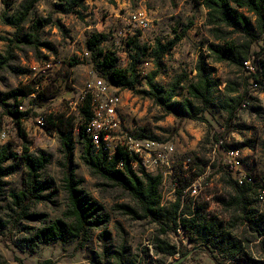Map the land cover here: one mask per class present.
<instances>
[{
  "label": "rangeland",
  "instance_id": "obj_1",
  "mask_svg": "<svg viewBox=\"0 0 264 264\" xmlns=\"http://www.w3.org/2000/svg\"><path fill=\"white\" fill-rule=\"evenodd\" d=\"M12 1L16 8L23 0ZM60 2L64 0H39L36 8L39 16L52 18L42 31L56 52L43 48L47 59H36L33 52H18L19 65L28 71L17 77L2 74L0 98H5L7 92L18 86H29L33 90L22 100L23 109L20 110L25 112L22 123L30 141V153L36 155L44 150L52 155L45 174L46 184L51 188L45 193L54 191L50 199L34 203V209L47 213L50 223L60 218L66 208L61 167L64 153L55 127L60 120L71 121L75 130V174L83 179L84 190L104 206L109 221L103 229H94L90 241L81 247L78 240L39 244L35 250L21 247L19 243L26 237L24 226H40L38 222H16L8 209L11 200L8 194L23 188L21 168L5 178L7 194L0 197V218L8 222L0 230V264H39L48 259L53 264H170L178 260V264H217L197 241L189 240L179 229L162 237L176 244L181 253L174 256L158 254L153 240L159 234L160 226L150 218H134L117 209L116 204L134 205L135 202L121 188L107 185L100 177L91 175L81 160L84 141L79 136L78 127L84 120L81 107L75 110L70 102L80 104L86 84L106 78L99 62L94 59V51L87 45L94 34L107 36L99 48L115 54L123 68L129 66L130 53H133L129 43L131 38L136 36L141 45L150 47L138 64L136 90L121 89L122 115L127 127L135 133L170 141L175 146V171L180 182L176 184L174 178L168 176L161 184L163 204L168 205L180 197L187 189V181L194 176H202L199 179L201 191L196 197L187 192L183 205L194 208L198 204H207L208 216L216 215L234 224L232 232L248 243L246 252L254 260L253 264H264V232L259 236L242 220L241 210L226 209L217 200L218 196H227L231 192L229 177L245 174L253 178L249 187L250 207L257 211L256 215H264V201L258 198L260 192L264 194V83H256L251 77L258 62H254L252 57V68H248L245 63L237 65L230 61H215L209 44L216 41L208 25V12L203 0H86L70 13L59 11L57 4ZM5 9L3 0H0V52L6 50L8 41L5 39L12 37L15 31L1 21ZM133 14H143L149 21V27L141 29L135 26ZM183 33L175 47L156 62L151 52L157 43L165 44ZM261 48V44L255 42L251 54ZM87 50L89 56L84 53ZM202 56L212 76L219 80L213 102L204 112L205 121L180 120L174 114L163 112L151 98L139 92L148 89L146 76L157 70L155 81L166 88L181 81L176 98L182 100L188 96L187 88L195 80ZM42 61L53 63L48 78L34 69L35 64ZM10 103L13 101L0 103V144L11 145L21 155L23 141L7 111ZM231 110H234L233 114ZM41 115L46 119L44 125L38 122ZM49 116H52L51 121ZM236 150L239 151V163L236 165L238 169L234 170L229 151ZM187 158L191 164L186 170L184 161ZM104 230L110 233V237L101 235ZM122 245L126 250L120 255ZM219 260L230 264L221 258Z\"/></svg>",
  "mask_w": 264,
  "mask_h": 264
},
{
  "label": "trees",
  "instance_id": "obj_2",
  "mask_svg": "<svg viewBox=\"0 0 264 264\" xmlns=\"http://www.w3.org/2000/svg\"><path fill=\"white\" fill-rule=\"evenodd\" d=\"M85 1L64 0L63 3L57 4V8L63 13H70L81 7ZM3 2L6 9L1 14V21L13 27L15 31L12 37L5 39L8 41L6 50L0 52V78L4 73L17 77L28 71L19 65L18 52H33L36 59H47L42 52L43 48L56 52L52 43L45 39L42 31L52 22V18L42 17L36 13L39 0H23L16 8L12 0H3ZM203 5L207 9L208 25L216 41L209 44V51L214 55L215 61H230L243 65L245 61L254 57L253 61L258 64L256 72L251 77L256 83H264V43L259 52L251 54L252 45L257 41L260 42L264 35V0H203ZM183 35L184 33L165 44L158 42L151 52L156 62L169 53ZM106 38L105 34H94L87 41L88 48L94 51L95 61L99 62L106 80L118 87L135 91L139 78L138 64L150 47L141 45L136 36L131 38L129 43L133 53H130L129 66L123 68L119 66V59L115 54L99 48L100 43ZM196 71L195 80L187 88L188 96L182 100L176 98L181 81L178 80L166 88L155 81L157 70L146 76L148 89L139 92L151 98L163 112L174 114L180 120L205 121L204 112L213 102L214 89L219 85V80L212 76L203 56L198 62ZM32 92L29 86H18L7 92L5 98H0V103L13 101L7 111L17 125L18 135L23 141L21 155L11 145L0 144V197L7 194L5 178L23 168V188L8 194L11 198L8 209L15 216L16 222H38L40 226H24L26 237L21 239L20 246L35 250L39 244L78 240L81 247L90 241L94 229H103L109 221V215L105 212L104 206L84 190L83 179H79L75 174L74 124L63 120H60L55 128L64 153L61 167L62 187L67 199L66 208L60 218L50 223L47 213L34 209V203L50 199L54 191L49 190V193H45L51 188L46 184L45 174L52 162V155L44 150L36 155L30 153V141L22 123L25 112L20 110L19 106L22 105L23 98L30 96ZM230 113L233 114L234 110ZM81 115L84 120L78 127L79 136L84 141L81 160L91 175L100 177L107 185L121 188L135 202L134 205L116 204L117 209L134 218H150L160 226L159 234L153 240L154 249L158 254L174 256L181 253L176 244L162 237L169 231L176 232L179 229L186 233L189 240L197 241L217 264H223L219 258L230 264L254 263L246 252L248 243L232 232L234 224L216 215L208 216L210 212L207 211V204H198L194 208L191 205H183L180 195L175 201L164 205L160 192L162 184L160 175L134 171L127 154H116L109 159L107 152L94 149L85 131V124L92 117L90 95L86 97L81 107ZM48 120L51 121L52 116H49ZM138 135L145 136L140 133ZM121 158L124 163L123 169L117 167ZM228 183L231 192L227 196H218V202L226 209L241 210L242 220L254 228L259 236L262 235L264 215H256L257 211L250 207L252 197L249 187L252 183L239 185L232 177H229ZM7 223L0 218V230ZM101 235L110 237L107 230ZM120 248L122 250L119 253L123 255L126 250L125 245ZM39 264H53V261L48 259Z\"/></svg>",
  "mask_w": 264,
  "mask_h": 264
},
{
  "label": "built area",
  "instance_id": "obj_3",
  "mask_svg": "<svg viewBox=\"0 0 264 264\" xmlns=\"http://www.w3.org/2000/svg\"><path fill=\"white\" fill-rule=\"evenodd\" d=\"M132 20L135 26L141 29L149 27V21L143 14H133ZM264 43V35L259 42ZM86 56L90 55L89 50L84 52ZM248 68H252L251 61L244 62ZM53 63L51 61H42L35 64L34 69L38 70L42 76L48 78L52 70ZM121 87L114 85L112 82L98 78L95 81L88 82L80 96V104L78 102H70L75 110L82 107L86 97H91L92 117L85 124V131L90 138L93 147L96 151L103 150L107 152L109 159H112L116 154H127L130 158V166L136 172H146L152 175H160L162 183L168 176H172L176 184L180 182L178 172L175 171L176 164V149L172 142L159 139H152L146 136H139L133 130L129 129L123 120L122 107L123 100L121 95ZM32 96L36 97L35 94ZM246 104V103H245ZM23 109V105L19 106ZM38 122L45 124L46 119L43 115L38 118ZM4 136V135H3ZM231 167L237 170L239 151H229ZM190 158L184 161V166L187 168L191 163ZM123 159H120L118 168L123 169ZM235 173V172H233ZM202 176H197L190 181H187V189L181 193L182 200L187 195V192L193 197H196L201 191V183L199 179ZM239 185L253 183L251 176L240 174L232 176ZM260 201H264V194H258Z\"/></svg>",
  "mask_w": 264,
  "mask_h": 264
},
{
  "label": "water",
  "instance_id": "obj_4",
  "mask_svg": "<svg viewBox=\"0 0 264 264\" xmlns=\"http://www.w3.org/2000/svg\"><path fill=\"white\" fill-rule=\"evenodd\" d=\"M178 262H179V260H178V261H176V262L170 263V264H178Z\"/></svg>",
  "mask_w": 264,
  "mask_h": 264
}]
</instances>
